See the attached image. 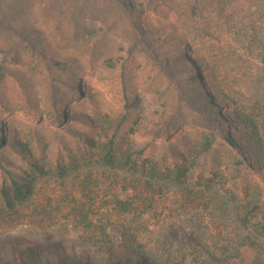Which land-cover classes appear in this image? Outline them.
<instances>
[{
	"label": "trees",
	"instance_id": "1",
	"mask_svg": "<svg viewBox=\"0 0 264 264\" xmlns=\"http://www.w3.org/2000/svg\"><path fill=\"white\" fill-rule=\"evenodd\" d=\"M87 71L111 82L123 110L103 114L99 93L82 84ZM253 72L261 93L247 100L240 85ZM82 90L80 104L68 108ZM141 91L160 107L155 129L176 131L184 110H193L225 148L190 134L161 145L135 142L150 123L129 110ZM15 112L59 119L61 129L18 132L4 120ZM81 162L130 175L124 192L184 183L192 172L232 162L236 222L264 240L263 186L252 183L264 185V0H0V232L73 218L75 227L94 233L78 196H48L33 186L48 175L63 183ZM79 185L91 201L90 178ZM144 204L116 202L121 215L138 209L143 215ZM98 232L103 264H147L137 239L123 234L113 243Z\"/></svg>",
	"mask_w": 264,
	"mask_h": 264
},
{
	"label": "rangeland",
	"instance_id": "2",
	"mask_svg": "<svg viewBox=\"0 0 264 264\" xmlns=\"http://www.w3.org/2000/svg\"><path fill=\"white\" fill-rule=\"evenodd\" d=\"M206 44L214 43L208 40ZM188 52V51H186ZM189 56V53H187ZM142 59V68L149 70L150 58ZM255 72L244 78L240 92L248 99L259 97ZM82 84L99 93L103 114H114L124 109L120 93L112 89L110 81H102L97 72L87 71L81 75ZM81 95L73 94L68 108L80 104ZM129 110L148 117L149 128L134 138L137 143L152 141L157 145L174 143L182 135L213 140V148H225L212 124L193 110L185 109L186 121L173 132L154 128L160 107L146 92H140ZM150 115V116H149ZM153 115V117H151ZM18 132L37 127L47 132L60 131L59 119H47L44 115L15 112L5 116ZM192 172L184 183L163 181L152 191L136 192L122 190L124 177L130 175L114 172L95 162H81L76 170L59 182L53 175L33 180L35 190L48 196L74 194L86 203L89 220L97 229L94 233L84 231L69 218L53 227H38L25 223L10 231L0 232V264H103L106 254L99 235L105 231L106 239L117 243L123 234L137 239L147 264H251L257 257L264 260V240H257L236 222L234 212L238 206L237 186L231 180L232 162L218 168ZM90 178L91 201L78 192L79 184ZM252 183H263L255 179ZM188 190L192 193L188 196ZM78 199V198H77ZM117 200L131 201L142 206L146 213L121 215ZM105 238V237H104Z\"/></svg>",
	"mask_w": 264,
	"mask_h": 264
}]
</instances>
